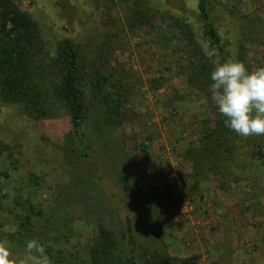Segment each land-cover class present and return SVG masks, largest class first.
Listing matches in <instances>:
<instances>
[{
	"label": "rangeland",
	"instance_id": "1",
	"mask_svg": "<svg viewBox=\"0 0 264 264\" xmlns=\"http://www.w3.org/2000/svg\"><path fill=\"white\" fill-rule=\"evenodd\" d=\"M13 1L37 24L44 62L66 38L123 101L115 125L92 109L81 136L58 106L36 118L0 102V240L22 254L36 239L52 264H90L103 225L135 264L146 248L264 264V135L211 134L220 114L209 91L216 62L264 67V0H204L223 59L203 36L199 0H145L147 23L121 0ZM17 213L30 215L23 243L9 238Z\"/></svg>",
	"mask_w": 264,
	"mask_h": 264
},
{
	"label": "trees",
	"instance_id": "2",
	"mask_svg": "<svg viewBox=\"0 0 264 264\" xmlns=\"http://www.w3.org/2000/svg\"><path fill=\"white\" fill-rule=\"evenodd\" d=\"M144 1L121 0L127 8L130 6L129 15L136 22L147 23L151 18V11L148 6H144ZM197 11L203 36L211 46L218 49L223 59L224 48L210 22L204 0L198 1ZM42 49L39 29L30 15L20 9L15 1L0 0V102L13 104L22 115L36 118L53 116V109L58 106L68 116L74 133H79L80 126L94 108L98 110L102 121L115 125L123 100L115 85L110 90L103 88L109 83L108 75L101 77L97 71L89 70L78 45L66 38L57 42L53 54L45 62L42 59ZM46 73L51 74L45 84L43 79L47 77ZM223 120L219 115L211 134H229L230 130L224 126ZM79 135L81 136L80 133ZM253 143L259 152L258 144ZM4 148L0 143V153ZM130 188L135 194L138 191L136 185ZM157 203L153 198V206ZM29 211L34 212L31 205ZM13 221L16 227L9 238H22L20 243H23L29 237L30 215L17 213L13 216ZM130 230V223L127 222V240L133 245ZM115 250L116 242L110 230L99 225L96 238L89 249L90 264H135L131 255L126 257L122 252L114 253ZM46 252L51 251L46 249ZM140 255V262L136 264H195L192 256L174 258L157 248L142 249Z\"/></svg>",
	"mask_w": 264,
	"mask_h": 264
},
{
	"label": "clouds",
	"instance_id": "3",
	"mask_svg": "<svg viewBox=\"0 0 264 264\" xmlns=\"http://www.w3.org/2000/svg\"><path fill=\"white\" fill-rule=\"evenodd\" d=\"M211 98L224 118L226 128L248 138L264 135V67L249 71L235 58L216 62L210 73ZM0 264H52L45 246L36 239L26 241L22 254L12 242L0 240Z\"/></svg>",
	"mask_w": 264,
	"mask_h": 264
}]
</instances>
